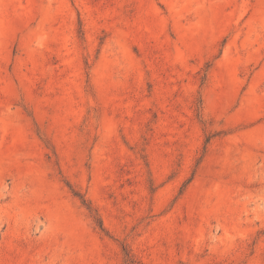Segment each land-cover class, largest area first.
Masks as SVG:
<instances>
[{
    "label": "rangeland",
    "instance_id": "1",
    "mask_svg": "<svg viewBox=\"0 0 264 264\" xmlns=\"http://www.w3.org/2000/svg\"><path fill=\"white\" fill-rule=\"evenodd\" d=\"M0 264H264V0H0Z\"/></svg>",
    "mask_w": 264,
    "mask_h": 264
}]
</instances>
